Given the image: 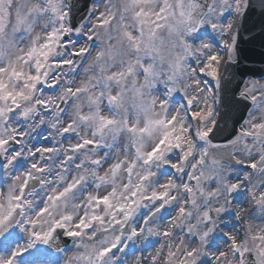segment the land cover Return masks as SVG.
Instances as JSON below:
<instances>
[{
	"label": "snow or ice",
	"instance_id": "1",
	"mask_svg": "<svg viewBox=\"0 0 264 264\" xmlns=\"http://www.w3.org/2000/svg\"><path fill=\"white\" fill-rule=\"evenodd\" d=\"M257 40L264 0H0V264H264Z\"/></svg>",
	"mask_w": 264,
	"mask_h": 264
},
{
	"label": "water",
	"instance_id": "2",
	"mask_svg": "<svg viewBox=\"0 0 264 264\" xmlns=\"http://www.w3.org/2000/svg\"><path fill=\"white\" fill-rule=\"evenodd\" d=\"M84 0H81V6L83 5ZM257 10H258V0H257ZM247 37H245V40ZM243 50V56L246 59H242L241 64L238 67L230 69V71L239 73L240 71L255 73L256 76L264 74V58L261 56V52H264V49L260 47V43L257 40L254 44L242 43L240 45Z\"/></svg>",
	"mask_w": 264,
	"mask_h": 264
}]
</instances>
